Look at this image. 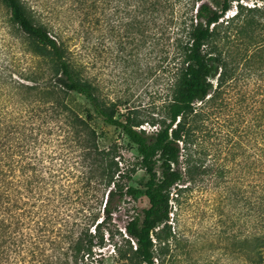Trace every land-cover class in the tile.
I'll return each instance as SVG.
<instances>
[{
  "label": "trees",
  "instance_id": "trees-1",
  "mask_svg": "<svg viewBox=\"0 0 264 264\" xmlns=\"http://www.w3.org/2000/svg\"><path fill=\"white\" fill-rule=\"evenodd\" d=\"M0 1L8 10L2 20L8 34L19 44L24 37L26 51L48 63L47 69L22 70L12 64L0 38V264H81L88 257L98 262L101 256L93 258L92 248L100 225L139 196L147 207L125 223L126 248L115 246L107 259L163 262L172 236L167 224L172 189L201 169V154L208 148L199 134L218 120L205 109L235 79L238 65L264 66V9L241 0H113L116 12L130 16L125 26L135 34L136 50L153 31L151 45L163 41L171 55L169 99L158 118L145 120L133 109L121 114L119 101L99 96L59 28L39 23L20 0ZM80 1L92 8L97 3ZM227 88L223 96L229 98ZM258 89L245 130L246 156L250 172L262 177L264 88ZM71 93L82 96L96 117L135 146L145 175L141 188L121 183L125 170L119 167L117 145L99 140L87 117L68 101ZM53 127L62 133L57 139L49 137ZM45 146L53 149L40 151ZM254 181L247 199L252 229L234 243L246 264H264V179Z\"/></svg>",
  "mask_w": 264,
  "mask_h": 264
},
{
  "label": "rangeland",
  "instance_id": "rangeland-1",
  "mask_svg": "<svg viewBox=\"0 0 264 264\" xmlns=\"http://www.w3.org/2000/svg\"><path fill=\"white\" fill-rule=\"evenodd\" d=\"M20 2L39 23L47 28L60 29L69 48L83 60V77L97 86V93L104 101H119L121 114L127 108L133 109L145 120L158 118L163 113L171 84L168 47L163 41H160V46L151 45L150 33L153 31H148L149 40L144 48L136 50L135 34L125 26L130 16L116 12L115 1L97 0L93 8L80 0ZM242 4L264 9V0H247ZM234 5L232 2L231 12ZM7 15L8 10L0 1V38L7 42L12 64L22 70L28 66L35 70L39 66L47 69V60L44 62L26 51L29 45L24 37L21 45L15 35L8 34L2 23ZM236 74L226 87L231 97L223 96L225 88L221 96L205 109L218 116V120L210 123L209 131L199 134L206 138L204 145L208 148L207 155L201 154V169L195 172L192 180L184 177V181L172 189L167 223L172 233L167 241L169 255L163 262L158 258L157 264H246L244 258L236 253L234 242L252 229L247 207L250 186L260 181L255 182L256 178L264 179V176L259 177L249 170L250 160L246 153L250 143L245 132L250 126L252 102L257 98L258 87L264 88V66L246 70L238 65ZM212 84L215 85V79ZM67 99L83 118L87 117L104 145L111 142L117 145L119 167L125 170L121 183L141 188L145 175L138 165L135 146L119 130L96 117L82 96L71 93ZM142 127L149 130L146 123ZM55 130L58 129L53 127L49 137L57 139L56 134H62ZM49 149L45 146L40 151ZM147 205L146 198L139 196L117 208L110 219L100 225L93 240V258L101 256L100 261L91 263L88 257L81 264H114L107 258L114 254L115 246L126 248L123 241L125 223Z\"/></svg>",
  "mask_w": 264,
  "mask_h": 264
},
{
  "label": "snow or ice",
  "instance_id": "snow-or-ice-1",
  "mask_svg": "<svg viewBox=\"0 0 264 264\" xmlns=\"http://www.w3.org/2000/svg\"><path fill=\"white\" fill-rule=\"evenodd\" d=\"M241 2H243V0H241ZM232 13H230V15H231Z\"/></svg>",
  "mask_w": 264,
  "mask_h": 264
}]
</instances>
